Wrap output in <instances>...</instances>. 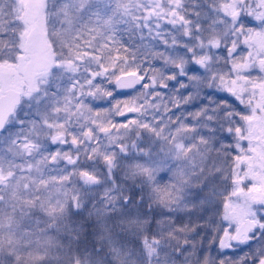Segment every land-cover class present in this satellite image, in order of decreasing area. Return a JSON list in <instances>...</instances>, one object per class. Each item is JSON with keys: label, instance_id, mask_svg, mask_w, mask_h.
<instances>
[{"label": "snow or ice", "instance_id": "snow-or-ice-1", "mask_svg": "<svg viewBox=\"0 0 264 264\" xmlns=\"http://www.w3.org/2000/svg\"><path fill=\"white\" fill-rule=\"evenodd\" d=\"M0 264H264V0H0Z\"/></svg>", "mask_w": 264, "mask_h": 264}]
</instances>
